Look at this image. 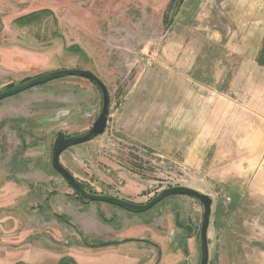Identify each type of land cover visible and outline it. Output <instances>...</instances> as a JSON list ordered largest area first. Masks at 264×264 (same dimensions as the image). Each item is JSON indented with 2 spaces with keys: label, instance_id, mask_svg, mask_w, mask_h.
I'll list each match as a JSON object with an SVG mask.
<instances>
[{
  "label": "rangeland",
  "instance_id": "1",
  "mask_svg": "<svg viewBox=\"0 0 264 264\" xmlns=\"http://www.w3.org/2000/svg\"><path fill=\"white\" fill-rule=\"evenodd\" d=\"M63 68L93 72L110 97L105 131L67 148L85 190L145 203L196 189L213 201L208 264H264V0H0V92ZM101 101L80 76L0 100V120H14L0 127V167L12 172L0 176L1 188L12 178L0 219L37 220L49 201L71 218L93 204L144 213L84 202L51 167L56 132L86 133ZM172 198L145 213L182 211L176 264H199L203 207Z\"/></svg>",
  "mask_w": 264,
  "mask_h": 264
},
{
  "label": "crops",
  "instance_id": "2",
  "mask_svg": "<svg viewBox=\"0 0 264 264\" xmlns=\"http://www.w3.org/2000/svg\"><path fill=\"white\" fill-rule=\"evenodd\" d=\"M4 120L11 125L14 122L11 118H2L0 123ZM67 153V149L62 151L59 159L68 168L65 164L69 160ZM5 173L12 172H5L0 167V176H7ZM9 178L4 180L8 187H0L1 192L11 188L12 178ZM102 193L106 194L103 190ZM115 195L126 197L112 194ZM11 200L7 194H0V203L6 204ZM50 205L49 201L44 212L41 207L36 209L41 213L36 215V218L39 216L37 220L34 214L30 218L12 215L8 219H5L7 216L0 219V264H12L15 260L21 264H154L157 261L156 264H176L182 256L179 242L173 239L175 245L170 248L173 236L170 229L174 231L170 210L159 217H150L148 213L106 211L105 207L93 204V207H86L89 211H82L71 218L64 213H55ZM3 206L0 204V209ZM22 218L26 219L24 228L19 226ZM184 240L185 237L180 242Z\"/></svg>",
  "mask_w": 264,
  "mask_h": 264
},
{
  "label": "water",
  "instance_id": "3",
  "mask_svg": "<svg viewBox=\"0 0 264 264\" xmlns=\"http://www.w3.org/2000/svg\"><path fill=\"white\" fill-rule=\"evenodd\" d=\"M64 76H80L82 78L87 79L92 84H94L101 92L102 101L100 111L95 117L92 125L87 129L86 133L81 135H66L63 131L56 132V136L51 148V167L68 183V185L72 188L74 192H76L79 196L83 197L86 201L108 203L133 212L146 211L153 207L155 204H157L160 200L170 195H186L196 199L201 203L203 207L202 221L199 232L201 241V258L199 264H208L209 249L207 231L213 201L212 198L209 197L207 194L201 193L196 189L187 186L175 185L162 189L146 203H135L117 196L106 195L103 193L96 192H88L76 180L74 174L60 162L59 156L62 151H64L70 146L86 142L91 138L102 134L105 131L109 114L110 97L105 84L93 72L87 69L77 68L58 69L49 73L39 75L33 79L27 80L21 84H18L14 87L0 92V100L13 96L29 88L35 87L41 83H45Z\"/></svg>",
  "mask_w": 264,
  "mask_h": 264
},
{
  "label": "flooded vegetation",
  "instance_id": "4",
  "mask_svg": "<svg viewBox=\"0 0 264 264\" xmlns=\"http://www.w3.org/2000/svg\"><path fill=\"white\" fill-rule=\"evenodd\" d=\"M170 187V186H169ZM166 188H168V187H166ZM85 189V188H84ZM157 194V193H156ZM156 194H154L151 198H153ZM177 195V194H176ZM172 196L173 195H170V196H167V197H165V198H163L162 200H160L157 204H155L153 207H151L150 209H148V210H146V211H143L144 213L145 212H147V211H149V210H151V209H153V208H156V206H159V204H161V202L163 201V200H167V199H169V200H172V201H169V205H173L172 204V202H176L175 200H174V198H172ZM150 198V199H151ZM125 199V198H124ZM149 199V200H150ZM148 200V201H149ZM92 202H95V201H92ZM97 202V201H96ZM147 202V201H146ZM145 202V203H146ZM171 202V203H170ZM115 206V205H114ZM118 207V206H117ZM169 207V206H168ZM119 208H121V207H119ZM124 209V208H123ZM126 210V209H125ZM129 211V210H128ZM165 211H169V209L167 208ZM164 211V212H165ZM130 212H133V211H130ZM181 212L182 211H177V212H174V214H173V218L171 219V221H172V223H173V226H174V231L172 230V228L170 229L173 233H174V239H175V241L176 242H180V240H181V238H184L185 237V235L186 234H184L183 233V230L181 229L182 228V226H184L183 225V217H182V215H181ZM159 216H161V215H158V217ZM155 217H157L156 215H155ZM175 217H176V219H175ZM169 230V231H170ZM168 231V232H169Z\"/></svg>",
  "mask_w": 264,
  "mask_h": 264
},
{
  "label": "trees",
  "instance_id": "5",
  "mask_svg": "<svg viewBox=\"0 0 264 264\" xmlns=\"http://www.w3.org/2000/svg\"><path fill=\"white\" fill-rule=\"evenodd\" d=\"M4 123H5V121H2V122L0 123V127L3 126ZM15 125H16V124H13V126H15ZM55 172H56V171H55ZM74 193H75V195H76L80 200H82V201H84V202H89V201H86L83 197L79 196L76 192H74Z\"/></svg>",
  "mask_w": 264,
  "mask_h": 264
}]
</instances>
